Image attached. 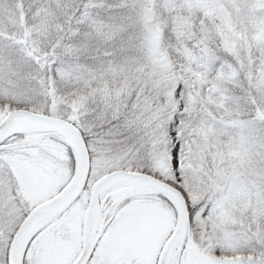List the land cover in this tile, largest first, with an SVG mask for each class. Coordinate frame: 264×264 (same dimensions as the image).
<instances>
[{
    "label": "snow or ice",
    "instance_id": "snow-or-ice-1",
    "mask_svg": "<svg viewBox=\"0 0 264 264\" xmlns=\"http://www.w3.org/2000/svg\"><path fill=\"white\" fill-rule=\"evenodd\" d=\"M0 264H264V0H0Z\"/></svg>",
    "mask_w": 264,
    "mask_h": 264
}]
</instances>
